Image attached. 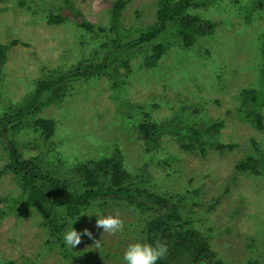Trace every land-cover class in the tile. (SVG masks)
<instances>
[{
    "label": "rangeland",
    "instance_id": "374dc122",
    "mask_svg": "<svg viewBox=\"0 0 264 264\" xmlns=\"http://www.w3.org/2000/svg\"><path fill=\"white\" fill-rule=\"evenodd\" d=\"M18 1L0 0V43L16 41L8 50L6 62L0 70V111L23 107L25 99L33 94L35 80L43 76V72L49 73L42 70L43 66L55 73L56 67L66 61L64 58L74 56V52L78 54L73 44L80 40L74 32V19L48 24L42 16L45 3H41V0H25L27 7L21 6ZM56 1L58 4L63 2ZM71 1L81 12L79 19L84 17L97 24L109 25L107 2ZM152 4L153 0H132L121 13L122 25L128 28L132 24L138 28L150 23L153 20ZM30 7L34 13L27 10ZM199 13L211 19L222 18V15L226 18L218 24L212 36L200 40L203 57L201 55L199 60H195L198 49L194 48L197 53L192 51L189 62L185 67L181 66L180 57H175L179 49L168 48L163 63L160 61L154 67L146 68L140 63L144 51L137 53L139 57L130 60L131 68L126 70L125 66L119 64L115 69H105L99 76L93 72L86 76L87 79L71 83L70 94L57 106L43 108L39 115L52 117L56 122V130L49 145L40 143L42 147L36 146L37 141L31 135L33 126L27 128V125L18 131L16 137L23 141L19 146L25 156L36 155L43 162L45 159L51 161L52 164L46 166L49 170H54V163L57 164L56 150L62 151L65 157L70 151L74 154L79 151L82 154L80 157L93 159L107 154L113 149L110 144L118 141L126 153L129 170L135 171V166L146 161L147 168L154 176L156 190H174L179 186H187L188 181L189 185L200 189L197 200L201 207L192 204L195 210L193 216L199 218L194 220V226L212 230L210 244L218 252L222 264H245L250 256L264 261V175L253 176L232 170L234 162L244 155V150L251 148L250 137L261 146L264 145V125L263 129L257 130L237 123L228 113L239 89L257 87L260 72L256 69L253 71L251 64L258 60L254 34L261 27L264 30V16L254 17L246 23L238 14L227 18L226 14L214 13L212 8H201ZM103 53L97 46L91 53L92 61H97ZM117 74L125 82L119 79L123 86L119 85L115 95L110 88V80ZM124 95L140 105L136 114L130 117L132 122L142 121L146 118L145 113H149L157 122L166 120L184 100L183 103L195 104L198 109L193 114L190 112L191 118L200 121L201 117L204 120L211 119V122L222 120L224 127L219 138L224 142H234L237 146L223 154L209 149L204 157H200L178 150L172 141L168 142L164 150L174 152L178 159H171L168 171L172 174L167 175L161 165L149 160L147 155L139 154V145L133 139L134 123L122 119L124 111H129L118 100L123 99ZM35 117L38 118V114ZM166 139L168 136H165ZM46 146L47 151L44 152ZM252 151L251 148L246 152ZM160 155L161 151L152 156L160 158ZM6 160L7 154L0 141V166ZM139 176L141 178L137 182L143 181L144 173ZM18 191L11 174L0 178V196L17 198ZM215 196H218V201L210 209L209 203ZM104 215L119 216L123 222L122 229L114 233L103 232L95 226V214L85 215L76 230L79 232L87 228L92 237L82 235L73 254L82 250L91 251L92 264H124L122 255L128 245L124 241L131 237L122 238L123 228L134 223L137 213L121 209L117 203H113ZM40 221L41 217L33 212L20 217L7 215L2 220L0 262L12 260L15 264H69L59 254L57 246L53 249L43 246L47 230ZM97 240L100 242L99 248L94 244Z\"/></svg>",
    "mask_w": 264,
    "mask_h": 264
},
{
    "label": "trees",
    "instance_id": "16d2710c",
    "mask_svg": "<svg viewBox=\"0 0 264 264\" xmlns=\"http://www.w3.org/2000/svg\"><path fill=\"white\" fill-rule=\"evenodd\" d=\"M101 1L107 2L110 22L108 26L91 22L84 17L79 19L81 12L73 6L71 0H63L60 4L56 0H41V3H45L42 16L48 24L75 20L74 32L80 40L73 44L77 47L78 54L74 52V56L64 58L66 61L56 67L58 69L55 73L43 66L42 70L49 73L43 72V76L35 80L33 94L25 99L23 107L0 111V141L7 154L6 162L0 166V178L11 174L19 190L17 198L0 196V224L7 215L20 217L27 212L38 214L41 217V225L47 230L43 246L46 245L49 249L57 246L59 254L69 264H92L91 251L82 250L73 254L74 249L64 245L62 234L70 227V221L82 210L90 213L97 211L104 215L111 204L117 203L119 208L137 213L134 223H129L123 228L122 238L131 237L124 243L160 241L167 245L166 255L158 260L157 264H222L218 252L210 244L212 230L209 227L199 229L194 226V220L199 218H194L195 210L192 204L200 206L197 200L200 189L189 185V181L187 186H179L174 190H156L154 176L147 168L146 161L143 160L142 164L135 166V171L129 170L126 153L118 141L110 144L113 149L107 154L93 159L80 157L82 154L79 151L78 154L70 151L65 157L62 151L56 150L57 164L54 163V170H49L46 166L51 165V161L45 159L43 162L36 155H24L22 147L19 146L23 141L17 138L16 134L27 125V128L33 126L31 135L37 141L36 146L42 147L40 143L49 145L56 130V122L52 117L44 118L39 114L44 107L61 103L70 94L71 83L87 79L86 76L93 72L99 76L105 69H115L119 64L127 70L131 68L130 60L139 57L137 53L141 54L142 51L144 53L140 63L146 68H151L165 58L168 48L179 49L175 57H180L178 60L181 66L185 67L191 59L190 53L195 51L194 48H197L199 53L195 51V60L201 57L203 49L200 40L212 36L218 24L226 19L223 15L222 18H208L199 13L201 8H212L214 13L226 14L227 18L238 14L247 23L254 17L264 16V0H153V20L138 28L132 24L125 28L121 22V13L132 0ZM18 3L27 6L25 0H19ZM27 10L35 12L31 7ZM71 15L73 18H70ZM254 37L258 60L252 63L251 67L253 71L256 69L260 72L257 87L239 89L232 108H228V113L237 123L261 130L264 125L262 27ZM15 42L0 43V70L6 62L8 50ZM97 46L104 53L93 62L91 53ZM181 52L184 53L180 55ZM119 79L125 82L119 78V74L115 78L112 76L110 80V88L114 90L115 95L119 85L123 86ZM191 81L194 79L191 78ZM118 100L120 105L128 107L129 111H124L122 119L134 123L133 139L139 145V154L143 153L149 160L161 165L167 175L172 174L169 172L171 161L178 159L174 152L164 150L168 142L172 141L178 150L200 157H204L209 149L223 154L237 146L234 142H224L219 138L224 127L222 120L211 122V119L204 120L200 117V121H197L191 118L190 112L193 114L198 111L195 104L187 105L183 100L166 120L157 122L149 113H145L146 118L136 123L132 122L130 117L136 114L140 105L127 99L125 95L123 99ZM37 114L38 118L35 117ZM165 136H168V139L165 140ZM249 141L253 151L246 152L251 148L245 149L244 155L234 162L232 170L262 176L264 145L261 146L253 137H250ZM160 151V158L152 156ZM150 153L152 155H148ZM143 173V181L141 179L137 182L141 178L139 175ZM217 201L218 196H215L208 207L212 209ZM61 208L64 209L63 215L59 211ZM85 215L77 216L72 225L75 229L81 225ZM0 264L15 263L5 260ZM245 264H264V261L250 256L245 260Z\"/></svg>",
    "mask_w": 264,
    "mask_h": 264
},
{
    "label": "clouds",
    "instance_id": "9594fccd",
    "mask_svg": "<svg viewBox=\"0 0 264 264\" xmlns=\"http://www.w3.org/2000/svg\"><path fill=\"white\" fill-rule=\"evenodd\" d=\"M60 213L64 214V209H59ZM86 214L91 216L95 214L97 219L95 226L101 228L103 232L114 233L120 231L123 227V222L117 215H101L98 212H89L82 210L78 215ZM76 215L70 221V227L62 234V241L66 247L74 249L79 244L81 236L92 237V233L87 229L77 231L72 225L76 220ZM96 248L100 247L99 240L95 241ZM167 253V245L160 241H153L152 243L144 241H135L129 243L125 248L122 260L124 264H157V261L163 259Z\"/></svg>",
    "mask_w": 264,
    "mask_h": 264
}]
</instances>
